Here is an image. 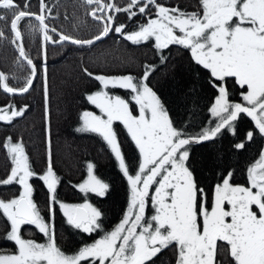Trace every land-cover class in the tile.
Wrapping results in <instances>:
<instances>
[{"label":"snow or ice","instance_id":"1","mask_svg":"<svg viewBox=\"0 0 264 264\" xmlns=\"http://www.w3.org/2000/svg\"><path fill=\"white\" fill-rule=\"evenodd\" d=\"M82 6L96 22V33L88 38L50 25L56 17L46 0H39L35 12L30 0H0V40L15 46L16 66L26 71L22 79L0 71V91L13 98L26 96L39 80L47 125L46 167L40 173L34 170L22 138L9 135L0 142L11 165L0 187L18 186V194L0 198V219L5 222L0 240L14 246V251H0V264H264V148L242 170L244 184L232 182L236 169L231 153L217 154L211 184L198 179V162L192 156L194 145L214 144L225 133L235 137L243 118H249L253 128L232 145L235 153L245 152L257 135L264 141V0H198L194 11L162 0H127L124 5L82 0ZM119 14L128 23L117 24ZM25 21L27 31L42 38L38 59L24 46ZM110 36L135 46L150 45L161 65L167 63L171 47L187 52L193 75L205 78L213 96L207 126L182 122L178 127L150 86L156 64H144L138 76L94 75L82 69L83 75L99 83L98 90L85 96L99 114L82 111L76 131L101 138L127 185L122 217L105 230V213L91 197L106 198L111 185L95 174L94 163L86 164L82 182L71 185L83 202L58 198L61 179L51 150L47 46L68 43L91 48ZM10 79L19 86H11ZM112 89L125 90V95ZM29 107L0 106V122L13 125ZM117 122L134 145L136 155L131 158L122 151ZM215 169L220 170L218 179ZM34 178L46 188L43 210L34 199ZM58 214L68 230L91 242H83L70 254L62 250L57 243ZM25 226L38 232L41 240L26 238Z\"/></svg>","mask_w":264,"mask_h":264},{"label":"trees","instance_id":"2","mask_svg":"<svg viewBox=\"0 0 264 264\" xmlns=\"http://www.w3.org/2000/svg\"><path fill=\"white\" fill-rule=\"evenodd\" d=\"M23 0H21V3ZM53 8L54 19L49 23L59 30L80 38H88L96 33V22L87 15L82 6V0H46ZM124 5L127 0H115ZM169 6L179 5L186 11H194L198 7V0H162ZM31 10L38 11L39 0H30ZM117 24L128 23L124 14H119ZM27 21L22 22L21 31L24 34V46L33 59H38L42 45V38L38 33L27 31ZM2 27V24H0ZM170 55L166 64H160L150 45H131L117 36H110L91 48H77L74 45L49 44L47 46V69L49 89V121L51 127V150L54 170L61 179L58 186V198L63 202L78 203L83 198L71 185L78 184L86 177V164H95V172L101 179L110 183L111 190L106 198L91 197V202L100 207L104 213L105 230H110L122 217L127 204V185L117 170L114 157L110 154L100 137L93 133L77 132L80 126L79 115L84 110L97 111L94 106L86 102V94L99 89V83L82 73L87 68L94 75H140L144 64H156L157 69L150 78V86L157 92L165 104L176 126L203 123L207 126L211 116L207 107L213 96V90L208 86L203 76L197 79L191 69L192 65L188 53L178 50L175 46L168 50ZM18 53L9 40H0V70L12 76L21 78L26 75L24 68H17ZM11 86H19L17 81L9 80ZM120 95L125 90L112 89ZM238 100V97H233ZM15 103L17 106L28 104L29 110L23 118L8 126L0 122V142L5 137L12 136L14 140L23 139L26 151L34 170L40 173L46 167L47 133L44 117L45 105L41 82L36 81L35 90L26 96L11 97L0 91V106ZM122 151L126 158L136 155L134 145L127 137L126 130L118 122L115 125ZM253 124L249 118H243L237 124V135L234 137L225 133L215 143L194 145L192 156L197 161V176L202 182L213 183V161L217 154L231 155V161L236 169L233 183L244 184L246 174L244 169L255 158L262 148L264 141L257 135L247 150L236 154L232 145L239 142L246 131L251 130ZM194 130V129H192ZM202 165V167H201ZM10 160L6 152L0 148V179L6 177L10 171ZM217 179L219 169H215ZM34 199L44 209L46 202V188L42 182L33 179ZM18 194V186L0 187V198L9 199ZM4 221L0 219V232L3 231ZM57 243L66 253L77 250L83 242L90 243L87 237H80L67 229L61 215L55 218ZM31 226H25L26 238L41 240V236ZM98 238V237H95ZM0 251H14V246L0 240ZM172 258V252L167 253Z\"/></svg>","mask_w":264,"mask_h":264},{"label":"rangeland","instance_id":"3","mask_svg":"<svg viewBox=\"0 0 264 264\" xmlns=\"http://www.w3.org/2000/svg\"><path fill=\"white\" fill-rule=\"evenodd\" d=\"M94 113H96V114H99V110L97 109V111H93ZM95 174H96V172H95ZM97 175V174H96ZM98 176V175H97ZM86 178V177H85ZM81 202H83V199L80 201V202H78V203H81ZM149 214H151V209L149 208ZM114 227V226H113ZM111 230V229H110Z\"/></svg>","mask_w":264,"mask_h":264},{"label":"water","instance_id":"4","mask_svg":"<svg viewBox=\"0 0 264 264\" xmlns=\"http://www.w3.org/2000/svg\"><path fill=\"white\" fill-rule=\"evenodd\" d=\"M23 42H24V41H23ZM97 43H99V42H97ZM97 43H96V44H97ZM0 71H2V70H0ZM27 95H28V94H27ZM16 97H17V96H16Z\"/></svg>","mask_w":264,"mask_h":264}]
</instances>
